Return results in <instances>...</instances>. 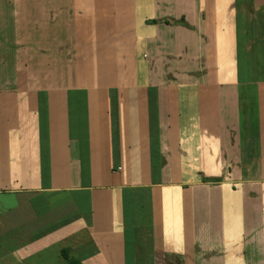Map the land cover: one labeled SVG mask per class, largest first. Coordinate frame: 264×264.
Returning a JSON list of instances; mask_svg holds the SVG:
<instances>
[{"label":"crops","instance_id":"1","mask_svg":"<svg viewBox=\"0 0 264 264\" xmlns=\"http://www.w3.org/2000/svg\"><path fill=\"white\" fill-rule=\"evenodd\" d=\"M0 264H264V0H0Z\"/></svg>","mask_w":264,"mask_h":264}]
</instances>
